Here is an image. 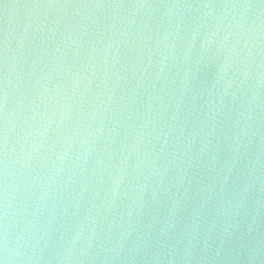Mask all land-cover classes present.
I'll return each instance as SVG.
<instances>
[{
	"label": "water",
	"instance_id": "1",
	"mask_svg": "<svg viewBox=\"0 0 264 264\" xmlns=\"http://www.w3.org/2000/svg\"><path fill=\"white\" fill-rule=\"evenodd\" d=\"M0 264H264V0H0Z\"/></svg>",
	"mask_w": 264,
	"mask_h": 264
}]
</instances>
